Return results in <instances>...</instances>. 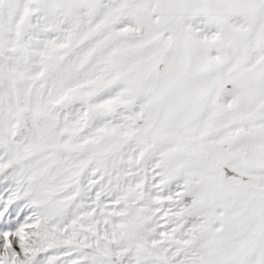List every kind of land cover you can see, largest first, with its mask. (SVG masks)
Masks as SVG:
<instances>
[{
	"label": "snow or ice",
	"instance_id": "snow-or-ice-1",
	"mask_svg": "<svg viewBox=\"0 0 264 264\" xmlns=\"http://www.w3.org/2000/svg\"><path fill=\"white\" fill-rule=\"evenodd\" d=\"M0 264H264V0H0Z\"/></svg>",
	"mask_w": 264,
	"mask_h": 264
}]
</instances>
